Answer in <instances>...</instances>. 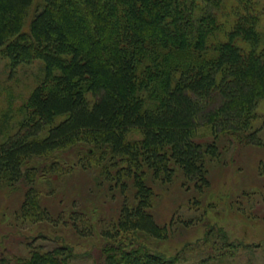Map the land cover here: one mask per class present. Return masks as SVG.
Wrapping results in <instances>:
<instances>
[{
    "label": "trees",
    "instance_id": "16d2710c",
    "mask_svg": "<svg viewBox=\"0 0 264 264\" xmlns=\"http://www.w3.org/2000/svg\"><path fill=\"white\" fill-rule=\"evenodd\" d=\"M263 21L260 0H0V57L13 71L41 61L45 72L22 108L0 113V188L27 186L16 221H53L36 185L70 175L75 167L49 160L76 151L75 165L94 174L95 187L122 198L118 217L101 230L105 264L185 261L192 245L168 257L141 239L169 241L178 224L158 223L155 185L182 179L200 209L224 149L264 147L255 127L264 100ZM42 159L49 164L31 165ZM72 227L81 236L94 231L88 222ZM219 233L223 244H212L222 258L233 246ZM74 260L69 245L30 244L29 255L0 264Z\"/></svg>",
    "mask_w": 264,
    "mask_h": 264
},
{
    "label": "rangeland",
    "instance_id": "374dc122",
    "mask_svg": "<svg viewBox=\"0 0 264 264\" xmlns=\"http://www.w3.org/2000/svg\"><path fill=\"white\" fill-rule=\"evenodd\" d=\"M260 1L264 4V0ZM232 5L230 3L229 7ZM260 31L264 38V21ZM44 74L41 61L13 71L9 61L0 57V113H15L22 108ZM258 114L260 118L255 127L262 129L264 140V100L258 107ZM140 138L138 133L130 135V139ZM56 158L62 160L64 167H75V170L67 176L47 175L37 182L43 206L51 212L53 221L41 224L16 221L15 214L24 201L27 186L0 188V259L5 257L14 262L16 258L25 257L29 255L30 244L45 250L65 244L74 250L73 264H105L102 249L106 240L101 236V230L118 217L122 198H112L106 191L95 187L94 174L83 172L75 165L76 151L56 153L49 161ZM48 164L42 159L31 165ZM211 180V189L203 198L199 197L202 199L200 209L190 201L197 198V194L187 191L182 179L172 185L156 184L154 213L158 223L168 224L175 217L178 224L169 241L152 242L143 236L141 239L150 242L152 250L168 257L181 251L185 245H192L187 259L180 264H204L202 260L208 256L216 260L207 264H264V147L245 143L227 147L221 160L211 166ZM73 221L80 226L84 222L92 224V235L76 233ZM182 221L192 223L184 227ZM211 229L215 235L207 245L206 234ZM219 230L227 236L226 242L233 246L225 249L229 252L222 258L214 249V244H223L220 238H215L223 236Z\"/></svg>",
    "mask_w": 264,
    "mask_h": 264
}]
</instances>
